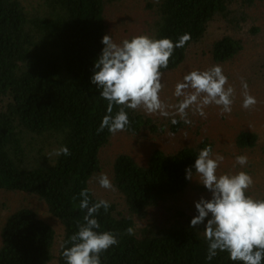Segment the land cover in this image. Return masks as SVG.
I'll return each instance as SVG.
<instances>
[{
	"label": "trees",
	"instance_id": "1",
	"mask_svg": "<svg viewBox=\"0 0 264 264\" xmlns=\"http://www.w3.org/2000/svg\"><path fill=\"white\" fill-rule=\"evenodd\" d=\"M185 33L191 39L161 70L159 95L169 115L126 109L127 130L98 133L108 102L91 76L103 36L120 43L148 35L175 44ZM213 65L235 89L232 111L221 116L211 105L205 119L189 109L192 123L185 124L176 115L175 86L190 71ZM241 79L257 100L253 109L242 108ZM214 118L228 125L227 136L204 130ZM125 137L151 146L144 156L112 149ZM224 137L231 148L219 146ZM207 145L224 157L218 176L242 168L254 180L247 195L264 199L255 162L264 156V0H0V193L35 199L45 211L9 212L0 228V264H66L60 246L83 222L78 194L85 188L92 203H110L95 217L98 231L118 234L101 264H243L220 251L207 260L204 225L190 226L195 202L211 194L194 168L186 180L185 169ZM62 146L71 154L49 155ZM238 155L248 157L246 169L233 160ZM104 161L113 199L93 190ZM129 227L134 235L126 234Z\"/></svg>",
	"mask_w": 264,
	"mask_h": 264
},
{
	"label": "clouds",
	"instance_id": "2",
	"mask_svg": "<svg viewBox=\"0 0 264 264\" xmlns=\"http://www.w3.org/2000/svg\"><path fill=\"white\" fill-rule=\"evenodd\" d=\"M191 39L185 33L175 44L170 38L156 39L148 35L133 36L120 43L113 41L111 35H104L103 49L94 62L91 83L97 87L99 95L107 103L97 132L105 129L115 135L127 130L130 120L126 109H143L148 114L160 113L168 116V105L160 99L162 69H167L175 48L183 47ZM243 89L242 108L250 110L257 100L248 91L247 83L241 79ZM235 89L228 83L223 69L213 65L203 71L193 70L184 75L183 81L175 86L174 95L179 98L174 106L176 115L185 124L190 125L188 111L207 118L205 109L217 106L219 115L230 114L234 102ZM114 106L118 110L113 115ZM173 124L178 123L176 119ZM70 155L66 146L54 150L49 155ZM224 161L220 154H214L211 145L201 149L194 165L185 169L186 180L193 179V171L199 177V183L211 194L209 199L201 197L195 202L198 213L191 220V227L204 225L207 240V260H212L220 252H227L233 262L243 264H262L264 261V199H255L247 195L254 186V180L245 171L235 174L217 175V169ZM235 163L241 167L248 164L246 155L235 157ZM100 187L115 191L108 175L101 173L97 177ZM79 209L85 211L83 222L77 221V231L61 244L66 264H101L100 256L110 247L118 245V234L111 231L100 232V224L95 218L103 208L107 213L110 203L104 199L92 203L87 188L78 194ZM76 200L77 197L72 198ZM210 217V218H209ZM207 222L205 224V220ZM127 235H134V229H126ZM70 245V246H67Z\"/></svg>",
	"mask_w": 264,
	"mask_h": 264
},
{
	"label": "rangeland",
	"instance_id": "3",
	"mask_svg": "<svg viewBox=\"0 0 264 264\" xmlns=\"http://www.w3.org/2000/svg\"><path fill=\"white\" fill-rule=\"evenodd\" d=\"M168 108L167 110H169L170 108V104H167ZM235 120V127L238 129L239 128V124H238V120ZM209 123V122H208ZM208 123H205L204 125V130L209 131L210 134H216L218 132V135L221 134L223 136H227V127L228 125L225 123H222V125L220 123L216 124L217 121L214 120L211 121V123L208 125ZM233 130V128L231 129V131ZM194 131V129L192 130ZM191 130L187 131V137H191L193 136L194 133H192ZM224 132V133H223ZM226 133V134H225ZM141 142H145L142 141L140 139H138V141H133L131 138H122L120 141H113V145H112V149L116 150L118 148L121 149V151H125V152H134L136 151V153H139V155L144 156V154H146L148 152V147L151 146L150 143L141 145ZM164 142V141H163ZM219 146L224 145L225 143L227 145H229V147L231 148V142L230 140L227 141L226 137H224L223 139L220 140ZM166 144V143H165ZM231 150V149H230ZM232 152V150H231ZM257 154H259V151L257 152ZM264 156H262V154H259L256 158H255V162H258V172H257V181L259 183V185H261L264 182ZM235 161V159H233ZM103 173L107 174L109 179H110V173H109V162L104 161L103 162ZM234 166L229 167V170L231 173L234 172H239V171H243L242 168L240 170H236L233 168ZM244 169H246L245 167H243ZM111 180V179H110ZM96 192V195L98 194L99 197H104L106 199H113L115 197V193L112 190H107L104 189L102 187H100L99 183L97 182L96 186L94 185V189ZM31 207L32 209H39L41 215L45 216V211L44 209L41 207L40 203L37 202L35 199L32 198H28V197H23L21 199H19L16 195H7V194H2L0 193V228L2 227V225L5 222L6 217L9 215V212L11 211H15V209L17 208H21V207Z\"/></svg>",
	"mask_w": 264,
	"mask_h": 264
}]
</instances>
